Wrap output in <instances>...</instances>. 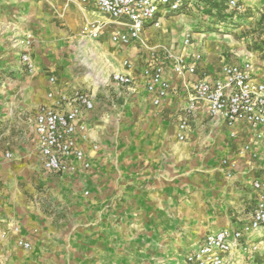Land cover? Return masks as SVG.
I'll return each instance as SVG.
<instances>
[{
	"label": "crops",
	"instance_id": "1",
	"mask_svg": "<svg viewBox=\"0 0 264 264\" xmlns=\"http://www.w3.org/2000/svg\"><path fill=\"white\" fill-rule=\"evenodd\" d=\"M192 3L183 12L166 16L157 32L145 29L144 45L118 46L109 40L115 22L99 12L95 0H0V23L14 26L12 31H0V70L24 68L18 51L9 45L12 35L24 32L31 36L33 66L30 76L13 78L12 85L1 80L0 130L10 121L16 128L14 135L9 133L11 141L0 133V172L5 182L0 210H6L12 221L0 225L6 236L0 243V257H7L9 264H186L187 255L202 244L207 233L235 229L250 221L257 201L251 183L264 176V163L259 162L264 159V127L243 126L231 137L230 129L221 119L212 118L206 105L196 102L190 110L182 79L170 74L168 60L149 52L155 47H147L151 40L176 53L186 35L191 34L196 44L209 39L208 34L192 33L186 24L184 16L192 11ZM53 13L72 17L85 37L90 25H103L96 41L103 42L106 36L121 63L114 66L107 61L111 65L106 73H94L101 78L96 89L84 77L70 79L74 68L70 59L65 61L63 53L42 45L48 36H61L54 27L41 36L43 19ZM210 42L205 41V57L202 51L195 74L187 76V81L213 83L224 65L247 63L214 61ZM188 52L190 57L195 54ZM53 53L55 61L50 59ZM124 60L134 65L132 71L122 66ZM156 63L167 70L171 86L166 101L157 107L141 76L144 67ZM53 67L62 68L65 79L59 80ZM251 69L254 80L264 83L252 65ZM113 72L131 77L132 94L110 79ZM50 77L55 78L54 84ZM75 90L93 102V109L80 120V133L86 138L80 148L90 167L84 170L75 165V171L47 172L36 147L34 117L41 106L53 104L47 98L49 92ZM182 122L186 125L183 131L179 129ZM246 145L249 150L240 156ZM9 152V159H4ZM222 159L236 161L230 178L220 170ZM32 181H37V187ZM37 189L51 205L64 204L67 217L48 216L26 198L27 190L33 195ZM16 224L18 232L12 231ZM259 236L264 238V227L244 238L247 244L259 245ZM19 240L30 243L32 253L17 246ZM246 254L234 251L229 264L238 263L235 260Z\"/></svg>",
	"mask_w": 264,
	"mask_h": 264
},
{
	"label": "built area",
	"instance_id": "2",
	"mask_svg": "<svg viewBox=\"0 0 264 264\" xmlns=\"http://www.w3.org/2000/svg\"><path fill=\"white\" fill-rule=\"evenodd\" d=\"M95 1L99 12L109 17L118 27L109 36L110 42L118 46H128L133 42L144 45L145 29L158 28L166 16L183 12L190 3V0ZM227 7L234 11L243 9L237 0H228ZM102 27L103 25L96 23L85 31L89 38L97 40ZM190 46L191 39L186 35L182 39L179 54L175 57L166 56L170 63V74L182 79L190 102L189 109L192 110L196 102L206 105L210 116L221 119L230 129L231 137H235V131L243 126L251 129L264 127V83L254 80L251 65H224L220 78L213 83H191L186 77L195 74L197 61L202 56L199 48L191 57L188 56ZM14 48L18 51L23 67L31 72V36L24 35L18 39L14 42ZM122 66L126 71L134 69V65L128 60H124ZM166 75L167 70L160 63L149 64L141 71L142 78L147 82L146 90L152 95V105L155 107L166 101L167 92L171 87ZM110 79L119 87L128 88L133 84L130 76L118 72H113ZM49 82L54 84L55 78L50 77ZM47 98L53 104L41 106L34 117L36 147L43 169L54 173L75 171V165L84 170L88 169L90 164L80 148V142L86 139L80 133V120L85 112L93 109V102L78 90L68 94L49 92ZM185 127L182 122L179 129L183 131ZM248 150L249 146H244L239 155H244ZM223 164V171L227 177H231L234 164L226 161ZM251 189L255 192L257 201L250 221L235 229L225 228L207 233L202 244L187 255L186 264H229L230 257L236 250L242 253L258 251L259 246L247 244L244 235L264 227V176L254 179ZM19 246L29 248V244L25 242H19Z\"/></svg>",
	"mask_w": 264,
	"mask_h": 264
},
{
	"label": "rangeland",
	"instance_id": "3",
	"mask_svg": "<svg viewBox=\"0 0 264 264\" xmlns=\"http://www.w3.org/2000/svg\"><path fill=\"white\" fill-rule=\"evenodd\" d=\"M227 1L228 0H200L199 2V0H193L192 11L188 15L184 16V18L187 20L186 24L191 25L190 31L192 33L204 34V36L205 34H208L209 39L203 38L200 43L196 44L193 42L190 34L189 37L191 39V46L189 50L196 51L198 50L197 48H199L200 54L202 51V54H204V48L206 49L207 47L205 41H211V54L213 55L210 58L214 59V61H222L224 63L247 61V63L252 65L253 70L258 75V77L264 78V0H237L243 7L241 11L230 10L227 7ZM46 16L48 18L43 19V22L46 21V24L40 25V29L43 31L41 36L49 34V32H45L49 27H54L52 30H56L61 34V36L56 38L48 36L49 40L42 42V45L47 47L51 52L57 50L59 51V54L63 53L62 58L64 60L70 59L69 63H71L73 65L72 67H74L70 79L82 80L86 74L93 72L92 74L96 77H99L101 80L100 75L94 73L101 74V70L106 73V68L111 65L107 61L111 62L114 66L121 63L120 58L118 57V52L110 48L106 36L103 38V42L96 41L95 39L88 38L89 36L85 37L84 34H79V26H76V24L71 21L72 17L65 18L63 17V14L61 15V13H53L52 15L49 14ZM106 18L108 21H111L109 17L106 16ZM13 28L14 26L11 23H0L1 32L5 31L6 29L12 31ZM113 28L116 30L118 29L117 26H114ZM147 29H149L148 32L150 33H154L155 31L157 32L158 30L153 27ZM18 34L19 35L15 37L12 35L10 39L11 41L9 42V45H11L13 49H15L14 42L23 37L25 34H28V32H24L23 35L20 33ZM32 34L34 37V33ZM147 44L146 45L149 48L155 47V49H148L150 53H154V55H160L166 60H168L166 58L167 55H171L173 57L177 56L180 52L181 46L180 43L177 52L173 53L169 46H161L157 44V42L155 43L151 40ZM55 54L56 53H53L51 58L49 57L51 61L56 60L57 57ZM220 66L218 70L220 69ZM12 69L13 68L8 67L5 71L0 70V89L2 87L1 80L5 81L4 83L9 82L12 85L14 83L13 78L23 79L26 76H30L33 72V70L29 72L22 67L20 71H15ZM59 69L60 68L53 67L52 73H54L57 77L59 76V80L65 79L66 76L62 77L63 73H61V70L63 69ZM25 70L27 72H24ZM45 70L46 69H43V72ZM134 88V85L128 87L127 93L130 92V94H132V92H134ZM2 115V112H0V119ZM10 122L5 123V125L0 130V133L4 134V137H7L9 141H11L9 133L14 135L13 129L16 131V128H13V122ZM10 154V152L4 153V159H9L11 156ZM260 156L261 155L259 153L256 157L257 161L259 160ZM224 161L233 163L234 166L236 164V161L234 160L222 159L219 164L221 171L223 170ZM259 162L264 163V159ZM2 174L3 173L1 171L0 199L2 196L1 188L2 186L4 187L5 184L1 177L3 176ZM32 184L36 186L37 181H32ZM21 186L24 187V184H21ZM28 192L29 190L26 192V198L32 202H36L35 204L38 205L39 210L44 211L48 214V216L54 217L57 220H62V218L67 217V209L64 204H61L58 207L53 206V204L51 205L47 197L44 196V192H40L39 189L35 190L36 193L33 195L32 192ZM9 205L10 204L8 203V207L12 209V212H16L13 206ZM6 213V210H0V225H2V222L8 221H10V224L12 223L11 219ZM12 231L18 232L19 225H12ZM260 236L258 237V241L260 242L258 245V251L255 254L248 253L246 255L240 256L239 259L237 258L235 260L238 261V263L234 264H264V238H261ZM5 237V233L0 230V243ZM19 242H22V240H19ZM19 242L17 246H19ZM28 244L29 248L25 249V251L32 253V245L30 243ZM9 261L10 260L7 257H0V264H9Z\"/></svg>",
	"mask_w": 264,
	"mask_h": 264
},
{
	"label": "bare ground",
	"instance_id": "4",
	"mask_svg": "<svg viewBox=\"0 0 264 264\" xmlns=\"http://www.w3.org/2000/svg\"><path fill=\"white\" fill-rule=\"evenodd\" d=\"M84 80L91 81L92 84L94 85V89L97 88V86L99 85V82H100L99 77L94 76L92 73L86 74L84 76Z\"/></svg>",
	"mask_w": 264,
	"mask_h": 264
}]
</instances>
